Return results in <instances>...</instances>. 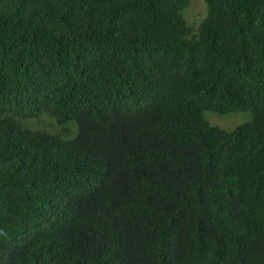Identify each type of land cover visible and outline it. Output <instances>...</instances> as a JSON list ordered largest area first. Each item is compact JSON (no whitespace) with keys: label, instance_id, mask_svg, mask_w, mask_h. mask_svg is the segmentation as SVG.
<instances>
[{"label":"trees","instance_id":"obj_1","mask_svg":"<svg viewBox=\"0 0 264 264\" xmlns=\"http://www.w3.org/2000/svg\"><path fill=\"white\" fill-rule=\"evenodd\" d=\"M205 4L0 0V264H264V0Z\"/></svg>","mask_w":264,"mask_h":264},{"label":"rangeland","instance_id":"obj_2","mask_svg":"<svg viewBox=\"0 0 264 264\" xmlns=\"http://www.w3.org/2000/svg\"><path fill=\"white\" fill-rule=\"evenodd\" d=\"M188 7L182 12L183 17L188 25L197 27L205 18L207 9L205 0H188ZM205 119L210 125L219 127L226 131H231L235 127L246 123L250 120L248 113H231L219 115L215 112H205Z\"/></svg>","mask_w":264,"mask_h":264}]
</instances>
